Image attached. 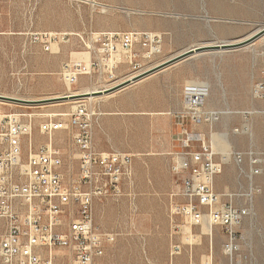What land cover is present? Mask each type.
Returning <instances> with one entry per match:
<instances>
[{
    "label": "rangeland",
    "instance_id": "374dc122",
    "mask_svg": "<svg viewBox=\"0 0 264 264\" xmlns=\"http://www.w3.org/2000/svg\"><path fill=\"white\" fill-rule=\"evenodd\" d=\"M263 25L264 0H0V94L31 100L5 99L0 109L31 115L32 141L38 146L48 141L40 131L43 121L66 119L78 102L86 101L104 113L94 126L96 146L133 154L135 197H108L94 205L96 224L113 235L102 264H264V99L251 95L264 68V38L233 51L195 55L117 92L94 94L107 95L92 100H44L104 90L139 74L124 53L113 77L100 70L69 84L63 75L66 65L88 63L99 47L94 38L102 32L162 33V52L151 61L142 60L149 70L187 47L239 41ZM193 94H201L204 107L219 113L211 125H194L184 115ZM185 129L212 141L223 165L215 188L239 194L233 201L245 209L238 228L240 251L233 260L223 252L226 233L221 228L210 235L207 224L170 219L171 204L184 201L175 193L188 174L173 173L171 164L184 151ZM53 141L71 159L72 169L65 172L71 181L78 171L72 134L57 131ZM234 152L245 154L246 173L234 161ZM252 152L261 158L262 173L251 179L255 186L251 193ZM124 188L128 193V186ZM175 243L181 250L171 255ZM41 253L47 256L49 251ZM52 253L56 264H76L69 248H55Z\"/></svg>",
    "mask_w": 264,
    "mask_h": 264
},
{
    "label": "built area",
    "instance_id": "2783aa9c",
    "mask_svg": "<svg viewBox=\"0 0 264 264\" xmlns=\"http://www.w3.org/2000/svg\"><path fill=\"white\" fill-rule=\"evenodd\" d=\"M94 39L99 47L88 63L66 65L63 75L69 84L100 70L113 77L122 53L133 72L142 73L148 68L142 60L151 61L159 55L164 42L162 33L136 30L102 32ZM251 95L264 99V68ZM101 115L80 101L68 118L43 121L40 131L48 141L35 146L32 116L0 109V264H56L52 250L63 247L70 249L76 264H102L106 244L113 235L96 224L95 202L125 194L134 198L135 171L133 154L96 146L94 126ZM184 115L197 126L211 125L219 117L218 112L204 107L201 94L188 97ZM61 130L71 132L73 151L78 155V171L71 181L65 174L66 169H72L71 159L53 141L54 133ZM181 143L184 151L173 159L171 170L188 176L175 193L184 201L171 204L170 219L174 222L182 217L193 226L207 224L210 235L214 228H221L226 233L223 252L233 260L240 251L238 228L245 215V209L233 201L239 194L216 190L215 178L223 165L205 134L185 129ZM233 156L241 172L246 173L242 168L245 154L234 152ZM249 158L252 193L255 186L251 179L262 173V166L258 154L252 152ZM43 249L49 251L47 256L42 255ZM180 250V244H173L171 255Z\"/></svg>",
    "mask_w": 264,
    "mask_h": 264
},
{
    "label": "water",
    "instance_id": "95a60500",
    "mask_svg": "<svg viewBox=\"0 0 264 264\" xmlns=\"http://www.w3.org/2000/svg\"><path fill=\"white\" fill-rule=\"evenodd\" d=\"M264 35V25L260 27L259 30H256L253 34L250 36L239 40V41H231V42H221V43H215V44H199V45H194L192 47H189L179 53L176 56H173L166 61H163L162 63L156 65L155 67L146 70L142 73H139L137 75L132 76V78H128L125 81L111 87V88H106L104 90H98V91H93V94H101V93H108L111 91H116L118 89H121L125 87L126 85H130L154 72H157L158 70H161L162 68H165L169 65H172L174 63H177L179 61L191 58L197 54H201L207 51H225V50H231V49H236L239 47H243L245 45H248L250 43H253L257 39L261 38ZM90 92H85V93H77V94H68V95H63L58 98H54L51 100H68V99H80L85 96H88ZM1 99H7L11 101H16V102H31V100H25L21 98H13V97H8V96H1Z\"/></svg>",
    "mask_w": 264,
    "mask_h": 264
},
{
    "label": "bare ground",
    "instance_id": "6f19581e",
    "mask_svg": "<svg viewBox=\"0 0 264 264\" xmlns=\"http://www.w3.org/2000/svg\"><path fill=\"white\" fill-rule=\"evenodd\" d=\"M260 28H258L257 30H259ZM254 31H256V30H254ZM252 33V32H251ZM253 34V33H252ZM263 38H264V35L262 36ZM242 39V38H241ZM240 39V40H241ZM232 40H230V41H228V40H222V41H216V42H214V43H207V44H215V43H221V42H231ZM238 41V40H237ZM264 41V40H263ZM191 47V46H190ZM188 48V47H187ZM236 50V49H235ZM239 50V49H238ZM231 51H233V50H231ZM207 53H209V52H207ZM211 53V52H210ZM219 53V52H218ZM197 55H199V54H197ZM181 62V61H180ZM153 74V73H152ZM134 76V75H133ZM129 78H132V76L131 77H129ZM148 78V77H147ZM143 79V78H142ZM145 79V78H144ZM139 81V80H138ZM141 81V80H140ZM137 82V81H136ZM118 83V82H117ZM139 83V82H138ZM119 84V83H118ZM117 85V84H116ZM115 86V85H114ZM126 86H128V85H126ZM93 91H98V90H96V89H93V90H87V91H84V92H82V91H80V92H78V93H85V92H90L89 93V96H86V97H83V98H85V99H88V100H92V99H94V98H96V97H101V96H104V95H107V94H104V95H97V96H95L94 94H93ZM118 91V90H117ZM116 91V92H117ZM72 94H77V93H72ZM1 96H6V95H3V94H0ZM58 97H60V96H54V97H52V98H48L47 97V99H44V100H51V99H54V98H58ZM80 99H82V98H80ZM79 99V100H80ZM72 100V99H71ZM0 101H6L5 99H1L0 98ZM231 111V110H230ZM229 112V111H228ZM226 159V161L228 160V162H229V158L228 157H226L225 158Z\"/></svg>",
    "mask_w": 264,
    "mask_h": 264
},
{
    "label": "crops",
    "instance_id": "0c3cea01",
    "mask_svg": "<svg viewBox=\"0 0 264 264\" xmlns=\"http://www.w3.org/2000/svg\"><path fill=\"white\" fill-rule=\"evenodd\" d=\"M174 64H175V63H174ZM174 64H172V65H174ZM172 65H169V66H167V67H165V68H162L161 70H158L157 72L164 71L165 69H167L168 67H170V66H172ZM154 73H155V72H154ZM104 109L110 111V107H108V109L105 107ZM103 114H104V113L102 112V115H103ZM94 139H95V136H94ZM98 148H99L100 150H102L99 146H98Z\"/></svg>",
    "mask_w": 264,
    "mask_h": 264
}]
</instances>
